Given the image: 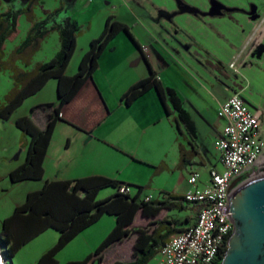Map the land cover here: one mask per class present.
Wrapping results in <instances>:
<instances>
[{
    "label": "crops",
    "instance_id": "obj_1",
    "mask_svg": "<svg viewBox=\"0 0 264 264\" xmlns=\"http://www.w3.org/2000/svg\"><path fill=\"white\" fill-rule=\"evenodd\" d=\"M3 1L8 4L7 9L15 2L20 3L23 8L31 2V0ZM66 1L73 6L77 0ZM7 9L0 11V14L7 12ZM32 13L34 22L26 15L19 17L18 28L24 24V37L16 42L11 50H8L9 40H7L4 44L5 56H10L21 47L33 23H42L53 12L50 9H44V11L36 10ZM208 14L209 11H139L138 14L130 13L129 19L133 23L132 33L142 50L124 33L119 34L109 44L99 60V67L93 77L61 110L60 120L55 126L44 160L43 179L13 183L9 178L13 185L38 182L33 187L25 189L24 200L22 201L21 198V202L16 205L15 209L25 203L29 193L41 190L46 182L74 181L93 176L114 179L123 184L132 185L135 189L143 187L142 199L151 196L152 200L166 201L169 195L183 199L190 187L189 177L193 172H199L201 184L206 185L210 180L212 169L223 170L215 141L221 136L227 120L219 117V105L236 93H240L244 99L245 88L236 92L230 83L226 82L227 84H225L223 81L225 80L223 76L225 70L222 63L211 62L212 51L209 50L210 47L206 48L208 46L206 42L207 39H211L212 28L209 24V26L200 24V20L197 18L198 15ZM72 20L78 24L76 20ZM90 30L93 31L92 22ZM96 32L98 33V30L94 33L90 32L87 39L88 46H82L80 50H78V45L76 46L75 53L66 70L67 76L71 77L78 73L82 58L88 52L91 42L97 37L95 36ZM19 33H22L21 30ZM12 40L16 41V39ZM60 49L61 42L60 48H57L53 58ZM189 54H196V56L192 58ZM27 56L28 54L24 58ZM53 58L38 60L35 67L46 64ZM147 60L158 73L163 85L174 89L182 100L183 107L191 116L196 128L197 137L194 141L184 127H181L182 132H180L175 123L176 114L173 112L172 115L167 114L155 90L149 91L131 106L123 104L122 96L129 88L150 75ZM16 65L22 71L28 72L24 68L25 66L20 63L16 62ZM48 86H51V91L57 90L58 81L51 79L34 96L44 92ZM47 103L54 104L56 107L59 104L58 95L56 100H43L38 105ZM34 109L30 114L17 116L14 123L19 118L28 116L40 128L45 129L49 112L44 119L45 127L43 128L38 124L37 119H42L44 114ZM261 135L264 139L262 123ZM27 137L28 139L24 137L20 144L21 155L27 154L30 143V137ZM24 162L8 165L6 169L8 177ZM258 167L264 169V153ZM105 190H110L107 198L116 193L114 188H107L100 194ZM136 194L131 192L132 196H136ZM192 208L196 212L185 215L182 219L186 226L178 228L174 225L179 231L196 223L198 207L192 206ZM170 212L165 209L156 218H144L140 213L133 226L146 227L153 223L152 229H154L157 223L163 220L172 222L179 220V218H173ZM106 216L96 224L102 222ZM111 217L113 219L108 224L115 227L116 217ZM96 224L79 234L67 246L81 240L80 242H85V246H87V250L83 249V255L87 256L93 253L98 245L96 244L98 239L92 244L97 232H89ZM135 240L136 236H133L112 245L105 251L101 263L97 260L91 264L132 261ZM131 242L132 255L128 259L123 258L128 254L129 251L125 249ZM158 256L160 258V253ZM80 260L81 258H76L74 261Z\"/></svg>",
    "mask_w": 264,
    "mask_h": 264
},
{
    "label": "trees",
    "instance_id": "obj_2",
    "mask_svg": "<svg viewBox=\"0 0 264 264\" xmlns=\"http://www.w3.org/2000/svg\"><path fill=\"white\" fill-rule=\"evenodd\" d=\"M39 0H31L28 7L17 9L10 7L7 12L0 14V65L13 70L14 86L0 104V121L10 120L12 115L24 102L40 92L51 79L58 81L57 95L59 104L41 105L48 111V123L45 129L40 128L30 117H21L16 126L27 136L30 143L25 162L13 170L9 178L13 183L23 181H40L44 177V160L51 143L55 126L60 120L62 108L70 103L85 83L91 79L99 67V60L109 44L122 32L140 49L130 26L116 20L113 16L107 19L105 29L99 38L94 39L88 52L79 65V71L74 76H67V67L75 53L77 35L80 31L78 24L71 18L56 22L57 13H50L42 23L33 26L24 43L15 50L6 62L4 44L18 35V20L26 15L34 22L33 11ZM56 30L60 36L61 49L48 63L37 66L31 72L22 71L16 62L30 52L51 31ZM150 75L129 88L122 96V102L131 106L136 100L151 90H155L165 107L168 115L176 114L175 123L179 128L184 127L191 139H196V128L189 113L184 109L183 102L177 92L165 87L158 73L151 67ZM39 106V107H41ZM34 110H38V108ZM47 108V109H46ZM173 109V110H172ZM184 162V159H183ZM123 184L114 179L93 176L74 181L46 182L44 187L28 194L24 204L17 207L14 213L4 220L0 228V245L7 244V258L12 261L14 256L27 244L35 240L47 230L53 229L59 233L55 246L48 250L37 264H59L57 256L72 240L86 229L99 222L104 216H115L116 224L96 251L84 260L68 264H91L103 260L105 251L114 244L136 236L133 260L130 262L116 261L113 264H148L167 244L169 238L181 231L174 227L175 221L163 220L152 229L150 223L146 227H134L136 217L141 213L144 218H156L163 210L185 209L182 197L169 195L166 201L141 198L143 187H136L137 194H122L118 191ZM114 188L116 193L104 200H98L100 192ZM73 189V191H72ZM221 261H219L220 264Z\"/></svg>",
    "mask_w": 264,
    "mask_h": 264
},
{
    "label": "rangeland",
    "instance_id": "obj_3",
    "mask_svg": "<svg viewBox=\"0 0 264 264\" xmlns=\"http://www.w3.org/2000/svg\"><path fill=\"white\" fill-rule=\"evenodd\" d=\"M7 5L6 2L0 0V11H5ZM10 7L24 9L18 2L11 4ZM44 9H50L57 13L56 22H62L66 18L78 22L80 26L77 35L78 50L82 46H88L87 39L90 32L94 33L98 30L95 36H97L96 38L101 36L105 22L110 16L128 24L132 31L133 23L129 19L132 12L138 14L139 11H209L208 15H198L197 18L200 20V24L211 25L212 28L211 39H207L206 42L208 44L206 48L210 47L209 50L212 51L211 62L222 63L225 70L223 73L225 84L230 83L236 92L245 88L244 101L246 105L259 115L261 123L264 125V0H77L73 6L66 0H39L34 11H44ZM91 22L93 31L90 30ZM18 30H21L22 33L18 32L14 38L15 42L9 40L8 50H11L16 42L24 37V24ZM122 33L127 36L125 32ZM57 48H60L59 36L58 32L53 30L41 40L34 51L28 53L27 58L19 59L17 64L20 63L25 66L24 68L28 72H31L36 68L35 64L38 60L53 58ZM10 56H4L1 62L8 61ZM189 56L193 58L196 54H189ZM13 75L12 69L0 65V104L5 102L6 96L13 89ZM50 87L48 86L41 94L25 101L9 121L5 123L0 121V226L2 220L13 214L16 205L21 202V198L22 201L24 200L25 189L38 184V182H25L13 185L7 175L8 165L24 162L26 156L25 153L21 155L20 144L24 137L27 139L28 137L17 128L14 120L21 114H30L34 108L40 106L38 104L43 100H56L57 90L51 91ZM48 104L50 103L45 106ZM38 112L44 114L42 119H37L38 124L44 128V119L48 111L44 110V106H41L38 108ZM109 191H103L98 196V200L107 199ZM133 192L136 194L137 189L133 188ZM182 203L185 209L170 210L173 218H179L175 223L178 228L186 226L182 220L185 215L196 212L192 205L184 201ZM112 219L111 216H106L89 232H97L94 241H92L94 244L98 239L97 248L114 228V225L108 224ZM58 239L59 233L50 229L24 246L12 261L7 258L4 245H0V254L4 264H11V262L12 264H36L48 250L56 245ZM80 241L59 252L57 256L59 264L74 262L76 258L84 260L88 256L83 255V249L87 250V246H85V242ZM126 248L125 250L129 252L123 258L128 259L132 255V242ZM158 262L159 256L157 255L148 264H158Z\"/></svg>",
    "mask_w": 264,
    "mask_h": 264
},
{
    "label": "built area",
    "instance_id": "obj_4",
    "mask_svg": "<svg viewBox=\"0 0 264 264\" xmlns=\"http://www.w3.org/2000/svg\"><path fill=\"white\" fill-rule=\"evenodd\" d=\"M218 115L227 120L221 136L215 141L223 170L212 169L206 185L201 184L199 172L190 175V187L183 200L198 207L197 221L169 238L160 251L158 264L219 263L232 233L227 215L232 183L237 179L243 183L264 174V169L258 167L264 153L259 115L246 105L240 93L220 103ZM133 188L121 184L118 191L131 195ZM144 200L150 201L152 197Z\"/></svg>",
    "mask_w": 264,
    "mask_h": 264
},
{
    "label": "water",
    "instance_id": "obj_5",
    "mask_svg": "<svg viewBox=\"0 0 264 264\" xmlns=\"http://www.w3.org/2000/svg\"><path fill=\"white\" fill-rule=\"evenodd\" d=\"M227 215L232 233L220 264H264V174L232 183ZM0 264H4L2 257Z\"/></svg>",
    "mask_w": 264,
    "mask_h": 264
},
{
    "label": "bare ground",
    "instance_id": "obj_6",
    "mask_svg": "<svg viewBox=\"0 0 264 264\" xmlns=\"http://www.w3.org/2000/svg\"><path fill=\"white\" fill-rule=\"evenodd\" d=\"M0 257H1V254H0Z\"/></svg>",
    "mask_w": 264,
    "mask_h": 264
}]
</instances>
